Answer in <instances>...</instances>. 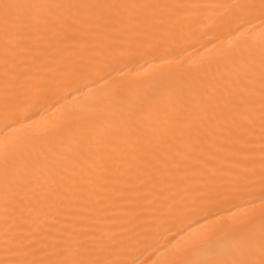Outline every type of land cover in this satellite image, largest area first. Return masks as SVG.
I'll return each instance as SVG.
<instances>
[{
  "label": "snow or ice",
  "instance_id": "snow-or-ice-1",
  "mask_svg": "<svg viewBox=\"0 0 264 264\" xmlns=\"http://www.w3.org/2000/svg\"><path fill=\"white\" fill-rule=\"evenodd\" d=\"M255 21L258 38L223 49L215 67L121 73L100 107L0 150V264H144L173 218L238 194L248 210L218 217L158 264H264V0H0L9 128L194 26Z\"/></svg>",
  "mask_w": 264,
  "mask_h": 264
},
{
  "label": "bare ground",
  "instance_id": "bare-ground-1",
  "mask_svg": "<svg viewBox=\"0 0 264 264\" xmlns=\"http://www.w3.org/2000/svg\"><path fill=\"white\" fill-rule=\"evenodd\" d=\"M248 32L252 34L249 35ZM258 34L259 21L254 22V27L250 28L246 25L239 31L235 29V26L230 29H213L212 31L205 27L194 26L168 40L164 45L147 52L136 62L129 63L126 68L116 65L118 71L113 73L115 80L104 73H99L92 77L94 82L88 83V87H84L83 83L86 82H82L79 92L66 95L60 105L56 107L45 105L33 109L36 114L30 121L17 123L9 128L6 127V121L0 120V150L6 151L13 146H31L39 130L62 122L68 113H74L79 109L100 107L102 102L120 85L121 73L127 79L179 78L181 75L192 73L197 67L202 69L209 67L210 61L213 62L211 67H215L214 61L219 60L223 49L236 42L257 39ZM186 179L193 185L202 182V178L191 177L190 174ZM249 201V196L238 194L213 206L203 207L202 210L176 216L170 224L166 225L169 230L157 236L153 247L145 252L140 260L144 264H158L170 249L183 245L189 238L203 232L209 227L210 222L216 221L218 217L228 218L244 213L250 208Z\"/></svg>",
  "mask_w": 264,
  "mask_h": 264
}]
</instances>
